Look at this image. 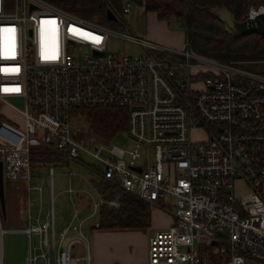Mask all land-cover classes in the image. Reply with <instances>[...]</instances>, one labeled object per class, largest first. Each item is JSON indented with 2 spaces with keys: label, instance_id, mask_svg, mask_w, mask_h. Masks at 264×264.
Listing matches in <instances>:
<instances>
[{
  "label": "built area",
  "instance_id": "1",
  "mask_svg": "<svg viewBox=\"0 0 264 264\" xmlns=\"http://www.w3.org/2000/svg\"><path fill=\"white\" fill-rule=\"evenodd\" d=\"M133 5L125 1L117 20L131 17ZM263 14L264 4L251 5L243 21ZM119 31L45 0H0V102L23 117L20 145L0 147L3 178L25 181L28 192L38 194L30 200L38 215L25 226L5 229L0 215V247L7 233L37 237L26 264H92L82 227L102 206H118L102 192L107 182L172 211V224L149 238L148 264H264V61L251 71L186 43L173 48ZM111 36L142 52H108ZM11 97H21L23 107ZM102 107L127 112L125 133L140 149L103 141L88 148L71 137V112ZM0 126L11 127L1 118ZM44 148L61 160L33 161ZM73 163L98 176L85 180L90 190L72 187ZM59 164L68 167L74 219L57 237L51 166ZM44 166H50L47 176L32 183L35 167ZM43 183L48 195L41 217ZM83 198L89 202L84 221L75 205Z\"/></svg>",
  "mask_w": 264,
  "mask_h": 264
},
{
  "label": "trees",
  "instance_id": "2",
  "mask_svg": "<svg viewBox=\"0 0 264 264\" xmlns=\"http://www.w3.org/2000/svg\"><path fill=\"white\" fill-rule=\"evenodd\" d=\"M61 6L87 21L104 26H122L118 19L108 21L106 13L114 15L120 11L123 0H45ZM140 6L146 12H155L159 19L174 18L185 33L188 47L203 56L220 62H240L264 59V37L249 35L235 39L224 23L216 16L217 11L225 9L238 22H242L251 5L264 4V0H126ZM59 7V8H61ZM61 8V9H62ZM88 122V133L98 141L109 142L117 134L125 133L127 112L121 108H83ZM33 161L57 162L59 157L50 150L37 149ZM107 199H118L116 208L102 207L99 213V228L139 229L151 223V206L125 192L102 183Z\"/></svg>",
  "mask_w": 264,
  "mask_h": 264
},
{
  "label": "rangeland",
  "instance_id": "3",
  "mask_svg": "<svg viewBox=\"0 0 264 264\" xmlns=\"http://www.w3.org/2000/svg\"><path fill=\"white\" fill-rule=\"evenodd\" d=\"M126 0L121 1V8L118 13L115 15H120L122 7L124 5ZM51 4V3H50ZM53 6L54 5L52 4ZM61 6H58V8ZM62 8V7H61ZM60 8V9H61ZM63 9V8H62ZM144 9L140 6L133 5V14L131 17H125L122 20H125L123 22L122 26H106L107 28L114 30V31H119L123 30L124 32H132L138 36H145V29H144V18H145V13ZM220 14V12H219ZM221 15L225 16L224 12H221ZM227 16V15H226ZM169 26L173 30H179V24L174 18H171L168 20ZM122 32V31H119ZM107 51L112 52V53H127V54H139L142 52V50L129 42L123 41L115 36H111L108 41H107ZM262 60H251V61H240V62H234V63H242L244 64L243 68L251 71H255L257 69H261L262 67ZM0 118L1 121L6 124L5 122H8V124L14 128V130H18L20 126L23 124V117L17 113L16 111L12 110L5 104L0 102ZM5 118V119H4ZM4 120V121H3ZM8 127V128H11ZM4 127L0 126V147H12V146H18L20 145L19 140H13V135L11 133H8L10 129H8V132L6 129H3ZM70 133L71 137L75 140H79L81 142H84L88 148H91L92 144L91 142L93 141H98L95 138H91L89 133H88V122L85 118V115H83L81 109L75 110L70 113ZM194 138L196 140H202L204 139V134L203 132H194ZM109 145H117L120 147L124 148H129L132 146H135L140 149L142 147L140 144L135 142L133 139H131L126 133H120L117 134L114 138H112L109 141ZM148 152L149 149H148ZM82 160L98 166L91 158L81 156ZM61 159H59L60 161ZM58 161V162H59ZM47 163V162H46ZM56 163V162H55ZM54 171V190L55 194H57L54 202V209H55V217L56 221L58 222L59 220L64 219L67 214H72V207L68 201L67 195L64 194L62 191L66 187V177L65 174L68 172V167L64 165H53ZM71 170L75 173L71 177L72 185L74 188L78 187H86L87 189L90 190V186H86V179H96L98 180V176L93 174L92 172L88 171L87 169L81 167L78 164H71L70 165ZM48 172V169L46 168L42 173L41 176L44 177ZM9 182H4V191H5V198L6 195L9 197L13 196L12 191L10 189ZM91 194L94 196L95 200L97 201L98 198L97 196L91 191ZM105 195V193H104ZM113 199H117L113 198ZM118 200V199H117ZM89 202H86L88 204ZM150 205V204H149ZM151 206V223L150 226L147 228H139V229H131V230H121L119 231L118 234L120 235H125L126 240L129 239L128 241H125L124 243H121V245H126L124 251L126 252L123 255H121L123 250H119V244L121 240L115 238V237H109L108 235H103L102 236V241L104 246L101 249L103 252V256L105 258H121V259H137L139 255L141 254L138 252V249L142 252V248L139 247V243L144 240V237L147 238V243H148V238L152 234L153 231H156L157 229L161 230L164 228H167L169 225L170 221L172 220L173 222V216H172V211L168 210H158L156 209L155 206ZM157 210V211H156ZM33 213L35 211V207L33 208ZM159 211V212H158ZM88 214H81L80 217H86ZM172 217V218H171ZM97 221V216L90 219L89 226L94 225L95 222ZM171 222V224H172ZM170 224V225H171ZM2 226L3 228L11 227L9 223H4L2 220ZM86 226L83 229V234L87 238V242L89 244L90 248V253L93 255L94 249H93V244H92V235L89 232V229ZM153 229V231H152ZM116 232V231H114ZM125 232V233H123ZM56 236L59 237L60 229L56 226L55 230ZM111 234V233H109ZM113 234V233H112ZM23 237L21 235H16V234H11L7 233L3 235L2 240H1V254H3V261L4 264H17L19 261V255H20V248L23 246ZM26 240V239H25ZM24 240V241H25ZM26 241L24 248L26 249ZM107 245V247H106ZM23 248V247H22ZM76 251L78 254H81V247L79 245L76 246Z\"/></svg>",
  "mask_w": 264,
  "mask_h": 264
},
{
  "label": "crops",
  "instance_id": "4",
  "mask_svg": "<svg viewBox=\"0 0 264 264\" xmlns=\"http://www.w3.org/2000/svg\"><path fill=\"white\" fill-rule=\"evenodd\" d=\"M145 13V18H144V29H145V36L153 41H156L158 43H162L164 45L173 47V48H181L184 44H185V33L182 29L179 28V30H173L170 28L169 26V22L168 20H161L158 18L157 14L155 12H144ZM5 119V118H4ZM8 123V122H6ZM6 129V128H4ZM8 132V129H6ZM17 130L14 128H10L8 133H11V135H13V140H19V142H22V137H21V132H16ZM49 167L50 166H44V167H35L33 173H34V180L32 183L34 184H39L43 181L44 177L47 176V174L49 173ZM48 169L47 174L42 177L41 173L45 170ZM54 172V171H53ZM66 177V187L63 189V193L67 195L68 201L73 209L72 214H67V216L62 219L59 220L58 222L56 221V217L54 214V230H56V226L58 227V229H60V232L63 230V228H65L66 226H68L74 219V205L71 202V200L68 197V194L66 193V190L68 188V184H69V180L67 178V175L65 174ZM9 182L10 189L12 191L13 196H7L5 198V207H6V215L5 217H3L2 215V211L0 208V215H1V220L4 221V223H9L11 227H7L6 229H13V228H20L26 225V223L28 222V219L31 217H37L38 214L37 213V205L32 206V204H30V200L31 201H35L38 197V194L35 192H28L27 190V182L25 181H6ZM70 183L72 185V181L70 179ZM43 185V199H44V206H43V214H41V217H43L45 214V207H46V201H47V186L45 185V183L42 184ZM53 187H54V178H53ZM73 187V185H72ZM74 188V187H73ZM80 188H85V187H78L75 189H80ZM101 188H102V192L104 193L103 190V186L101 184ZM55 191V190H54ZM55 193V192H54ZM94 193V192H93ZM57 194H55V198H56ZM106 197V196H105ZM87 200L83 199H78L76 200L75 205L80 209V213H79V220H85L87 218L86 217H80L81 214H88L89 212L86 209V204ZM35 207V211L33 213V208ZM105 207V206H102ZM101 207V208H102ZM100 208V209H101ZM107 208V207H106ZM158 210H161L159 208H156ZM157 211V210H156ZM163 211V210H162ZM55 212V209H54ZM159 212V211H158ZM99 213L100 210L98 212V214L94 215L93 217L87 219L86 221L83 222V227H82V234H83V229L88 226L87 228L89 229L90 234L92 235V244H93V255H91L90 253V248H89V253H90V259H91V263L92 264H148V243H147V238L144 237V240H142V242L139 243V247L142 248V252L138 249V252H140L141 254L139 255V257L137 259H121L119 257L117 258H105L103 256V251L101 250L104 246L102 241V236L103 235H108L109 237H115L121 241L119 244V250H123L121 253V255L124 256V254L126 253L124 251L126 245H121V243H124L125 241H128L129 239L126 240L125 235H120L118 234L119 231L123 230H131V229H103V228H99V226L97 228L94 227V225H90L89 226V220L96 217L97 216V221L95 223L99 224ZM172 218V217H171ZM172 220L170 221L169 225L167 226V228L170 226ZM166 229V228H164ZM160 230V229H159ZM116 231V232H114ZM153 231V229H152ZM158 231V229L156 230ZM153 231L152 234L149 236V238L156 232ZM111 233V234H109ZM113 233V234H112ZM125 233V232H123ZM11 234H15V233H11ZM60 234V233H59ZM16 235H20V234H16ZM83 236L85 237V235L83 234ZM21 237H23V248L21 247L20 249V255H19V261L17 264H26L27 263V255H28V250L30 247L37 245V237L28 239L26 236L21 235ZM86 238V237H85ZM148 238V241H149ZM26 239V240H25ZM26 241V249L24 248L25 245V241ZM87 240V238H86ZM88 243V242H87ZM81 247V251L82 253L80 255H83V246L79 245ZM89 247V244H88ZM107 247V245H106ZM2 263L4 264V261L2 259ZM42 264V263H40Z\"/></svg>",
  "mask_w": 264,
  "mask_h": 264
},
{
  "label": "water",
  "instance_id": "5",
  "mask_svg": "<svg viewBox=\"0 0 264 264\" xmlns=\"http://www.w3.org/2000/svg\"><path fill=\"white\" fill-rule=\"evenodd\" d=\"M33 8L34 7L31 5V9ZM221 12H224V14H226L227 16L226 15L222 16ZM216 16L219 20H221L224 23L227 30L232 34V36L235 39H240L242 37L254 35V34L264 37V14L258 16L254 20H247L242 22L236 21L231 16V14L225 9L218 10ZM106 18L108 21L111 22L117 21L116 16L110 10L107 11ZM8 100L19 107H23V100L21 97H11ZM135 169L136 171L140 172L139 168H135ZM4 182L5 181L3 178V167H2V162L0 161V208L3 217H5L6 215Z\"/></svg>",
  "mask_w": 264,
  "mask_h": 264
},
{
  "label": "snow or ice",
  "instance_id": "6",
  "mask_svg": "<svg viewBox=\"0 0 264 264\" xmlns=\"http://www.w3.org/2000/svg\"><path fill=\"white\" fill-rule=\"evenodd\" d=\"M48 58H49V57H47V56L45 57V59H48ZM52 58H54V57H52Z\"/></svg>",
  "mask_w": 264,
  "mask_h": 264
},
{
  "label": "bare ground",
  "instance_id": "7",
  "mask_svg": "<svg viewBox=\"0 0 264 264\" xmlns=\"http://www.w3.org/2000/svg\"><path fill=\"white\" fill-rule=\"evenodd\" d=\"M117 18V17H116Z\"/></svg>",
  "mask_w": 264,
  "mask_h": 264
}]
</instances>
